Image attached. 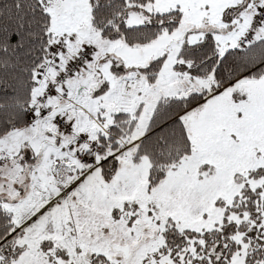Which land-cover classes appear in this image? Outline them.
Listing matches in <instances>:
<instances>
[{"label":"snow or ice","instance_id":"snow-or-ice-1","mask_svg":"<svg viewBox=\"0 0 264 264\" xmlns=\"http://www.w3.org/2000/svg\"><path fill=\"white\" fill-rule=\"evenodd\" d=\"M0 264H264V0H0Z\"/></svg>","mask_w":264,"mask_h":264}]
</instances>
